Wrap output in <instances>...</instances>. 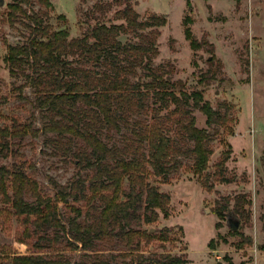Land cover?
Segmentation results:
<instances>
[{"label":"trees","instance_id":"obj_1","mask_svg":"<svg viewBox=\"0 0 264 264\" xmlns=\"http://www.w3.org/2000/svg\"><path fill=\"white\" fill-rule=\"evenodd\" d=\"M92 1L93 6L81 12L86 28L74 38L68 29H55L51 23L52 0H38L43 6L38 11L29 9L32 0L9 5L10 25H21L29 33L23 42L7 44L5 62L19 100L29 101L32 117L42 114L45 122L37 128L33 121L12 118L10 125L0 126V155L8 158L14 145L44 135L53 156L93 172L88 177L78 174L68 185L51 180L55 190L51 198L41 193L24 166L0 167V195L12 204L23 227L18 240L25 254L17 255L13 264H189L187 253L141 250L143 241L155 237L143 225L156 222L157 210L167 211L171 201L147 175L152 169L169 182L182 165V156L194 161L196 173H203L214 138L197 126L194 111L205 112L208 126H224L231 108L226 105L225 113L212 108L201 93L188 92L182 81H175L170 66L155 65L166 17L156 13L143 17L131 0ZM58 18L66 20L64 15ZM189 23L187 18L185 35L196 50L200 43ZM7 100L0 98V104ZM83 202L90 211L81 220L78 205ZM249 205L246 194L222 197L216 214L220 219L234 214L249 221ZM63 207L77 215L65 219ZM47 229L65 231L66 249L85 252L82 259L73 263L62 254L45 253L49 243L51 247L59 243L41 236ZM101 243L114 246L106 253L99 249ZM252 243L248 238L247 244ZM119 246L125 249L117 251ZM210 248H215L213 241Z\"/></svg>","mask_w":264,"mask_h":264},{"label":"rangeland","instance_id":"obj_2","mask_svg":"<svg viewBox=\"0 0 264 264\" xmlns=\"http://www.w3.org/2000/svg\"><path fill=\"white\" fill-rule=\"evenodd\" d=\"M0 1L4 2L0 5V98L8 99L0 104V126L10 125L11 119L16 118L21 122L33 121L41 128L44 116L37 114L34 119L31 103L19 100L5 62L7 44L23 42L29 32L21 25L12 27L8 20L9 5L17 0ZM131 1L143 17L156 13L167 18V24L161 28L155 65L170 66L173 79L182 81L188 92L201 93L204 103L212 108L222 113L226 112V105L231 108L224 126L210 127L205 112L194 111L197 126L207 129L214 138L213 154L203 173H196L194 161L183 156L179 158L182 165L167 183L149 169L148 181L170 195L171 201L167 211L157 210L156 222L143 225L142 229L155 237L149 243L143 241L142 252L187 253L189 264H264V0ZM52 2L54 28L68 29L72 38L82 35L86 26L81 25V12L92 7L94 1ZM29 9L43 10V6L32 0ZM60 15L66 20L59 19ZM187 18L193 37L200 43L196 50L185 35ZM25 92L29 95L31 90ZM46 138L28 137L21 146L14 145L8 158L0 155V167L24 166L28 176L38 182L41 193L54 198L51 180L68 185L75 176L88 177L93 172L82 171L74 162L53 156V147L45 143ZM228 154L230 157L224 163ZM222 176L232 182L222 181ZM125 186L128 187L127 182ZM240 194L251 200L247 206L251 219L246 221L234 214L220 219L216 214L217 202L222 197L233 199ZM78 206L84 220L90 205L83 202ZM61 212L67 220L77 215L65 207ZM231 218L240 221L237 231L230 228ZM152 229L155 231L151 232ZM22 230L12 204L0 195V264H13L17 255L25 254L18 240ZM40 234L59 242L55 247L49 243L44 250L47 254H62L73 263L85 254L66 249L69 238L62 229H47ZM248 238L253 240L251 245L247 244ZM212 241L214 249L210 248ZM113 246V243H101L99 249L108 253Z\"/></svg>","mask_w":264,"mask_h":264},{"label":"water","instance_id":"obj_3","mask_svg":"<svg viewBox=\"0 0 264 264\" xmlns=\"http://www.w3.org/2000/svg\"><path fill=\"white\" fill-rule=\"evenodd\" d=\"M0 5L3 6L4 5V2L3 1H0ZM240 221L238 220H235V219H230V228L233 230V231H237L239 228H240ZM155 229H152L151 232H154Z\"/></svg>","mask_w":264,"mask_h":264}]
</instances>
